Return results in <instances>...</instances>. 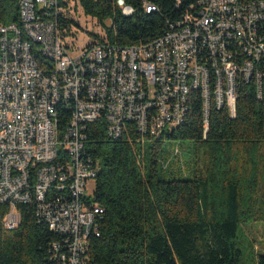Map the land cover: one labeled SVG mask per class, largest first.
<instances>
[{
	"label": "built area",
	"instance_id": "obj_1",
	"mask_svg": "<svg viewBox=\"0 0 264 264\" xmlns=\"http://www.w3.org/2000/svg\"><path fill=\"white\" fill-rule=\"evenodd\" d=\"M60 1L17 0L18 21L0 25V209L4 227L13 230L21 221L18 206L38 203L51 229L70 236L62 264H87L89 237L103 212L82 208L96 176L84 157L88 126L102 119L117 138L133 122L159 137L176 127L178 112L186 111L183 96L193 91L202 93L206 126L212 104L234 118L238 82L262 79L254 61L264 56V0H199L153 42L77 49L76 27L66 28L56 16L65 12L76 20L82 8L79 0H62L64 8ZM119 6L131 10L122 0ZM28 38H36V47ZM72 102L73 118L62 125L60 108ZM34 114H42L45 126H36ZM68 181L72 201L46 205L49 191Z\"/></svg>",
	"mask_w": 264,
	"mask_h": 264
},
{
	"label": "trees",
	"instance_id": "obj_2",
	"mask_svg": "<svg viewBox=\"0 0 264 264\" xmlns=\"http://www.w3.org/2000/svg\"><path fill=\"white\" fill-rule=\"evenodd\" d=\"M119 1L79 0L105 31L102 36L86 30L91 36L87 47L153 42L199 3L122 0L131 9L127 15ZM56 19L66 28L80 27L69 13L59 12ZM17 21V0H0V25ZM254 66L262 79L238 82L234 118L229 109L212 104L206 126L202 93L193 91L180 123L159 137L142 133L133 122L125 123L117 138L108 135L102 119L88 126L84 157L96 176L91 196L81 201L103 212L89 237L87 264L243 263L240 227L264 223V56ZM210 72L213 86L216 76ZM73 104L60 108L62 125L73 118ZM165 141L191 142L188 174L161 166ZM62 159L70 155L62 152ZM70 183L52 188L46 205L70 203ZM39 206L19 205L21 221L13 230L4 227L6 211L0 209V264H62L59 255L66 253L70 236L52 230ZM256 264H264V255Z\"/></svg>",
	"mask_w": 264,
	"mask_h": 264
},
{
	"label": "rangeland",
	"instance_id": "obj_3",
	"mask_svg": "<svg viewBox=\"0 0 264 264\" xmlns=\"http://www.w3.org/2000/svg\"><path fill=\"white\" fill-rule=\"evenodd\" d=\"M131 11H127L126 14L129 15ZM76 20L80 23V27L75 28L76 39L73 41V46L75 49L83 48L88 44L90 40V35L85 33V31L95 32L105 34L102 25L97 19L87 16L82 9H78L75 15ZM107 26L110 25V21H106ZM78 51L73 52V56H76ZM191 142H174L165 141L163 149L159 158V162L162 167H170L172 169L181 168L186 174L189 172V166L191 164ZM180 151V154L177 153ZM148 162V160H147ZM94 189L93 181H89L88 196H91ZM240 247L244 252V259L242 264H256V259L258 255H264V223H249L244 224L240 227L239 231Z\"/></svg>",
	"mask_w": 264,
	"mask_h": 264
},
{
	"label": "bare ground",
	"instance_id": "obj_4",
	"mask_svg": "<svg viewBox=\"0 0 264 264\" xmlns=\"http://www.w3.org/2000/svg\"><path fill=\"white\" fill-rule=\"evenodd\" d=\"M28 46L29 47H36V38H28ZM49 66H56V59H49ZM187 95L184 94L183 96V105H185V101L187 100ZM182 114L183 111L178 112V118L176 121V125L180 123L182 120ZM34 122H36V126H45V119H42V114H34ZM70 155V152H67ZM84 200V199H83ZM82 208H88L86 205L82 202ZM95 208V207H92Z\"/></svg>",
	"mask_w": 264,
	"mask_h": 264
}]
</instances>
